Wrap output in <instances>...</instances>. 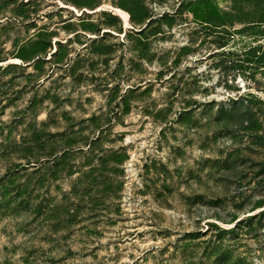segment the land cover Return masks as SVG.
<instances>
[{"label": "rangeland", "instance_id": "374dc122", "mask_svg": "<svg viewBox=\"0 0 264 264\" xmlns=\"http://www.w3.org/2000/svg\"><path fill=\"white\" fill-rule=\"evenodd\" d=\"M263 22L0 0V264H264Z\"/></svg>", "mask_w": 264, "mask_h": 264}, {"label": "trees", "instance_id": "16d2710c", "mask_svg": "<svg viewBox=\"0 0 264 264\" xmlns=\"http://www.w3.org/2000/svg\"><path fill=\"white\" fill-rule=\"evenodd\" d=\"M258 25H264V22L262 24H258ZM258 45H256V48L261 47V45H259L260 43H257ZM252 69H256L258 67H264V47H261V51H259L257 54H254L253 59H252ZM250 69V67H248Z\"/></svg>", "mask_w": 264, "mask_h": 264}, {"label": "bare ground", "instance_id": "6f19581e", "mask_svg": "<svg viewBox=\"0 0 264 264\" xmlns=\"http://www.w3.org/2000/svg\"><path fill=\"white\" fill-rule=\"evenodd\" d=\"M126 22V21H125ZM126 24V23H125Z\"/></svg>", "mask_w": 264, "mask_h": 264}]
</instances>
